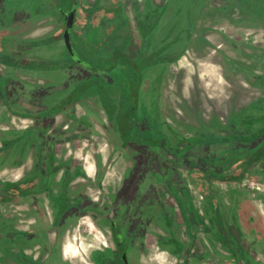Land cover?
<instances>
[{"label":"flooded vegetation","instance_id":"af4514ba","mask_svg":"<svg viewBox=\"0 0 264 264\" xmlns=\"http://www.w3.org/2000/svg\"><path fill=\"white\" fill-rule=\"evenodd\" d=\"M169 4L0 0L1 115L31 121L14 124L13 137L0 135V174L19 171L0 176V264L17 254L21 264H171L169 256L174 264H258V245L264 256V238L243 242L234 193L225 187L264 183V84L240 74L258 90L241 113L232 109L223 123L215 116L181 123L171 69L184 57L194 64L190 50L215 62L220 46L211 37L228 38L198 9L185 12L186 2L176 11ZM112 69L114 91L102 76ZM106 140L125 153L124 171H105L122 158L103 161ZM90 150L96 170L88 161L86 171ZM247 190L239 198L252 204ZM83 225L100 234L89 253L76 242L86 239Z\"/></svg>","mask_w":264,"mask_h":264},{"label":"rangeland","instance_id":"374dc122","mask_svg":"<svg viewBox=\"0 0 264 264\" xmlns=\"http://www.w3.org/2000/svg\"><path fill=\"white\" fill-rule=\"evenodd\" d=\"M166 1H169L170 9L174 11L180 7L178 6L179 2H182V5L185 2L187 3L186 7H183L185 12L198 9L202 16L212 18L213 23H216L217 26H222L226 38L229 39V41L228 39L225 40L221 33L212 37L214 47L220 46L218 48L219 52L213 54L215 60L219 61V65L215 69L220 78L212 80V83L207 85L208 87L205 86L204 81L199 77L201 67H199V64L196 65L195 62L200 59L192 50H190L188 56L194 64L189 63V60L184 57L182 59L184 66L179 63L173 66V69H171L170 98L176 108V113L182 119L181 123L188 125L197 124V118L200 117L210 123L212 116L220 119L221 123L226 122L232 109L235 110V113H241L243 108L249 105L257 96L258 90L250 83L254 85L256 83L264 84V46H260V43H264V0H154V8H161ZM195 1L198 7L195 6ZM0 38H2V34H0ZM16 38L20 39L19 36ZM2 40H5L4 37ZM220 51L228 55V57H224ZM220 64L225 65L222 67ZM99 65L106 67L107 63L103 62ZM111 66H113V63L107 67ZM88 71L90 72L89 76L94 79L96 74L91 70ZM240 74H244L250 83L245 81L243 75ZM103 75L107 78L110 90L114 91L115 88H113L112 84L116 75L115 69ZM80 76H83V74H80ZM24 85L29 90L30 86ZM262 100L263 98L259 99L255 106H258ZM4 112L5 108L1 105L0 120L3 123L0 122V135L13 137V135L15 136L18 133V130L13 129L14 124L19 127L31 123L30 119L15 115L6 116L5 119L1 115ZM7 125L10 126V129L2 128ZM7 130L10 131V135L4 134ZM186 134L191 135L192 132L187 130ZM26 135L34 136L35 132L26 131ZM102 149L108 151V145L105 143ZM121 155L124 156L125 153L123 151L119 152V156ZM118 165V167L122 168L124 160L120 159ZM81 230V238L86 237V239H76V242L84 241V245L87 248L85 252L89 253L95 245L99 244V239L94 238L100 234L97 230L90 231L89 227L85 225L81 227ZM147 241L150 245H153L156 253L159 252L156 239L149 236ZM199 249H201L200 245ZM169 259L171 264L176 261V258L172 256H169Z\"/></svg>","mask_w":264,"mask_h":264},{"label":"crops","instance_id":"0c3cea01","mask_svg":"<svg viewBox=\"0 0 264 264\" xmlns=\"http://www.w3.org/2000/svg\"><path fill=\"white\" fill-rule=\"evenodd\" d=\"M222 32H223V30H222ZM217 65H219L218 60H216L215 62L211 61V60H203V59H202V61L200 60L199 67H201V69H200L201 72H199V77L201 80L204 81L205 86H207V84H211L212 80H215V79L218 80L220 78L218 76L217 70L215 69V67H217ZM220 65L223 67L222 64H220ZM105 143L108 145V151H104L102 149V146L105 145ZM80 151H81V148L79 147L78 152H80ZM100 153H101V158L103 159V161H108V158H110L112 156L119 155V152L116 149H111L109 142L107 140L105 142H103V144L101 145ZM92 154H93V150H90L88 153V158L85 161V169L87 168L88 161H92L94 168L96 170V163L93 159ZM120 159H123V158H120ZM118 162L114 161V162H112V164H109V162H108V166H107L105 171L108 173H118V172L124 171L125 170L124 169L125 163H124L123 167L120 168V167H118L119 166ZM95 170H94V172H95ZM86 171H87V169H86ZM5 175H11V177L17 178L19 175V171L16 169L15 171L10 172L8 169H5L1 172L0 176H5ZM225 187L228 189H232L233 193H234V199H235V201H234V212H235L236 218L238 219V224H239L238 231L241 232L243 235V242L244 243L245 242L251 243L253 241V239L259 238V242L257 244H261V243L264 244L263 242H261V239L264 238V197L261 198L259 196V198H257V199L255 197H253V194L255 191H257V193L258 192L264 193V183H261V182L259 183L258 181L251 179V180H246L244 182L243 186L240 184H236V185L225 184ZM244 189H248L247 193L250 194V196H251L250 199L253 202L252 204L250 201L243 202L239 198V193ZM237 198H239V199L237 200ZM252 215L253 216L255 215V220L251 223V222H248L247 219L249 216H252ZM259 249H260L259 245L254 246L252 248V252H254L256 258H258L257 263L258 264H264V256H262L260 253H258L260 251ZM21 261H22L21 257L18 256V254L10 256V263L11 264H21ZM252 261H254V260H252Z\"/></svg>","mask_w":264,"mask_h":264},{"label":"water","instance_id":"95a60500","mask_svg":"<svg viewBox=\"0 0 264 264\" xmlns=\"http://www.w3.org/2000/svg\"><path fill=\"white\" fill-rule=\"evenodd\" d=\"M74 13L75 10H71L70 12L67 13V30L65 32V36H66V42H67V46L69 49H72V45L70 43V37H69V30L72 28L73 23H74Z\"/></svg>","mask_w":264,"mask_h":264}]
</instances>
